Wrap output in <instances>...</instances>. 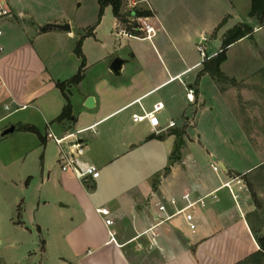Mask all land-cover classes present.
Returning a JSON list of instances; mask_svg holds the SVG:
<instances>
[{"label":"crops","instance_id":"obj_1","mask_svg":"<svg viewBox=\"0 0 264 264\" xmlns=\"http://www.w3.org/2000/svg\"><path fill=\"white\" fill-rule=\"evenodd\" d=\"M209 1L161 3L170 5L171 13L176 7L189 13ZM4 4L0 0V8ZM143 4L152 14L155 35L148 40L110 32L112 43L98 40L92 28H47L67 22H37L14 4L4 8L9 15L0 18V247L19 252L28 264H238L259 251L242 177L264 164V157L238 167L239 152L259 149L234 112L237 88L200 74L204 61L220 52L228 30L257 22L249 17L250 1L238 16L231 0H217L208 19H193V11L190 19H159L154 0ZM112 21L116 30L114 16ZM261 27L225 51L220 69L237 83L259 70L235 74L228 67L230 51ZM86 33L91 34L81 43L82 79L65 91L71 118L59 122L66 101L57 84L77 74L81 59L74 48ZM133 41L150 42L153 55L132 48ZM199 47L210 49L208 56L197 57ZM177 52L183 59L171 57ZM115 57L125 61L118 74L109 69ZM190 89L193 101L186 97ZM88 97L94 100L92 109L84 105ZM158 103L160 133H152L147 121L133 122V115ZM11 126L13 132L3 135ZM47 127L57 137L79 132L83 159L98 169L95 178L85 182L61 171ZM232 135L238 143L226 138ZM184 194L192 200L205 197L203 206L188 211L195 231L183 214L158 224L173 209L166 205V214L161 213L156 204ZM183 205L179 199L177 207ZM108 231L115 233V243Z\"/></svg>","mask_w":264,"mask_h":264},{"label":"rangeland","instance_id":"obj_2","mask_svg":"<svg viewBox=\"0 0 264 264\" xmlns=\"http://www.w3.org/2000/svg\"><path fill=\"white\" fill-rule=\"evenodd\" d=\"M4 1V8H11V4L17 6L18 9L27 12L28 17L37 22H41L45 19L49 20H66L67 24L71 25L73 30L80 29H94L96 38L102 40L103 42L108 41L112 43L115 38L109 36L110 32L115 34L119 30L126 31V26L124 23L117 21V28H114L113 16L110 9H106L100 19H98V4L97 0H1ZM156 6V14L159 19H175L177 16L186 19L192 18L191 11H193V19H208L212 18L215 14L214 2L217 0H210L209 3H199L190 9L189 13H185L184 8L180 9L178 7L173 8L174 11L171 13L170 5L165 7V3H161L162 0H154ZM248 0H231L234 6V10L241 16L245 10V4ZM169 4V0H167ZM145 8L143 0H122V9L120 14L122 17L127 19L131 24L136 23L139 28L142 26V22L146 21L151 24L150 17H139L134 18L128 14L131 11L134 12H144ZM13 17L10 14L9 17L2 19H9ZM153 26V25H152ZM248 26V25H247ZM260 24L256 22L254 25L249 26L252 32L255 28L259 27ZM0 28L4 30V23H0ZM137 38H142L144 36L143 32ZM118 39V38H117ZM159 41V38L156 40ZM206 45V44H205ZM121 46H125L126 50L128 47L125 40H121ZM132 48L144 52L145 54L153 55L151 52V44L148 41H133L130 44ZM123 49V48H122ZM189 51V50H188ZM174 53V52H173ZM172 55L173 59L179 61L183 59L180 52ZM210 53V49L203 51V56L199 53L195 54L197 57L203 59L206 55ZM228 67L229 70H233L236 74L239 70L245 72L239 74H247L249 72L254 73L257 70L259 72L253 74L252 77L245 78L244 81L240 83L231 80L227 77L220 69L221 73L226 77L225 85H234L238 91L236 97H234L235 106L234 112L238 116L241 124L249 132V139L253 145L259 149L255 152H239L236 156L239 168H245L248 166H253L260 158L264 157V27L255 33L251 38L244 41L241 44L235 46L229 54ZM226 60V59H225ZM206 61V60H205ZM225 62V61H224ZM223 62V63H224ZM262 68V69H261ZM247 72V73H246ZM238 74V73H237ZM244 88V89H243ZM244 91L242 96L239 91ZM182 95L185 97V92L182 89ZM199 134V132L197 133ZM235 139L238 143L237 135H232L231 137H226ZM196 139V134L193 138ZM208 139L214 142L215 137L208 134ZM196 143V142H195ZM197 147L196 144H194ZM195 153V152H194ZM241 158V159H240ZM244 184V191L248 198L250 213L247 216L251 228L255 231V235L258 238L264 239V164L258 165L251 171L247 172L245 176L242 177ZM14 260H19L17 264H28L24 259H21V254L16 252L12 248L0 247V263L1 264H13ZM4 261V263H3Z\"/></svg>","mask_w":264,"mask_h":264},{"label":"built area","instance_id":"obj_3","mask_svg":"<svg viewBox=\"0 0 264 264\" xmlns=\"http://www.w3.org/2000/svg\"><path fill=\"white\" fill-rule=\"evenodd\" d=\"M7 15H9V11L7 9L0 8V18ZM138 31L144 33V36L142 37L143 39L150 40L155 35L154 27L148 24L146 21L142 22V26L138 28ZM117 33L120 35L131 36L123 30H119V32ZM198 52L203 55V48L199 47ZM1 53H3V48L0 46V54ZM186 97L189 101H193V91L191 89L187 91ZM161 109L162 104L158 103L154 105L150 111L144 113L143 115H133L132 120L133 122L147 121L151 128V132L154 134H158L161 132V129L157 114ZM174 126V121H170L168 123V128H172ZM47 128L46 139L53 141L58 147V164L61 171H70L77 179L85 182L95 178L98 169L94 164L89 163L83 159L84 143L77 136L79 132L67 133L63 137H57L50 131L49 127ZM217 169V165L212 166L213 171H217ZM237 183H239V181H237ZM228 184L229 183H227V186ZM204 198L205 197L199 198L197 200H192L189 194H184L180 198L170 197L163 202L156 204L157 210L161 213L166 214V205H169L173 209L172 213L170 215H166L165 218L160 220L158 224L174 216L183 214L189 230L194 232L196 226L194 224L192 214L188 211L193 209L197 204L203 206ZM179 199L184 203L183 207L181 208L177 207ZM101 212L102 214L107 213L105 209H102ZM112 223L113 222L111 219H105V224L107 226L112 225ZM108 236L109 242L115 243V233L113 231H108Z\"/></svg>","mask_w":264,"mask_h":264},{"label":"trees","instance_id":"obj_4","mask_svg":"<svg viewBox=\"0 0 264 264\" xmlns=\"http://www.w3.org/2000/svg\"><path fill=\"white\" fill-rule=\"evenodd\" d=\"M249 1H250L249 17L255 18L256 21L260 24V26H263L264 0H249ZM97 2L99 6L98 19H100V17L102 16L104 9L106 7H110L114 18L117 21L124 23V25L126 26L127 29L125 32L131 36L139 37L141 33L140 31H138V27L136 26V23L131 24L129 21H127V19L122 17V15L120 14L122 9V0H97ZM128 15L134 18L152 17V14L149 10H146L141 13L131 11ZM251 33H252L251 27L247 26L246 24H238L234 26L232 29L228 30L222 39L220 52L217 53L214 57L204 61L203 69L200 74H208L213 80L217 82L226 81L227 80L226 77L220 71V66L226 59L225 56L226 49L233 43L237 42L238 40H241L242 38L249 36ZM90 34L91 33H86L83 37H81L74 48V53L81 59V65L79 67L77 74L69 81L65 83L57 84L58 89L61 91L66 101V104L63 107L60 116L56 119L59 122L71 118V104L65 91L68 86L76 85L82 79L85 61H84V56L81 53V43L83 38L89 36ZM20 129L23 131H35V128L30 126H21ZM253 233L254 235L256 234L254 230ZM255 240L259 246L258 253L255 256L249 257L238 264H264V239L258 238L255 235Z\"/></svg>","mask_w":264,"mask_h":264},{"label":"water","instance_id":"obj_5","mask_svg":"<svg viewBox=\"0 0 264 264\" xmlns=\"http://www.w3.org/2000/svg\"><path fill=\"white\" fill-rule=\"evenodd\" d=\"M47 28H57V29H61V30H65V31H69L70 27L68 24H64V25H58V24H52V25H48ZM124 60L119 58V57H115L111 64H110V71L113 73V74H118L120 69H121V66L124 64ZM85 107L88 108V109H92L94 107V100L92 97H88L85 101ZM14 130V127L11 126L10 128H8L7 130H5L3 132V135H6L8 133H11L13 132ZM153 137V136H152Z\"/></svg>","mask_w":264,"mask_h":264}]
</instances>
